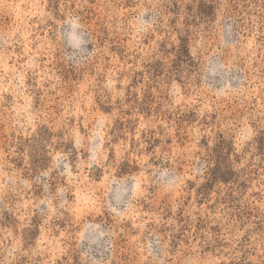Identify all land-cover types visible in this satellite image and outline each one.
<instances>
[{"label":"rangeland","instance_id":"374dc122","mask_svg":"<svg viewBox=\"0 0 264 264\" xmlns=\"http://www.w3.org/2000/svg\"><path fill=\"white\" fill-rule=\"evenodd\" d=\"M0 264H264V0H0Z\"/></svg>","mask_w":264,"mask_h":264}]
</instances>
